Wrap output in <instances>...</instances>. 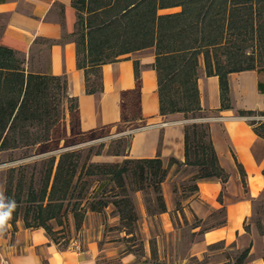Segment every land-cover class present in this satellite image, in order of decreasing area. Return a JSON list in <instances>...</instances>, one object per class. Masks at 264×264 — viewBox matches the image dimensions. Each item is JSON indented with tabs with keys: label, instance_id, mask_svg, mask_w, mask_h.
<instances>
[{
	"label": "trees",
	"instance_id": "obj_1",
	"mask_svg": "<svg viewBox=\"0 0 264 264\" xmlns=\"http://www.w3.org/2000/svg\"><path fill=\"white\" fill-rule=\"evenodd\" d=\"M71 6L76 19L69 38L75 45L77 69L83 71L86 94L102 90L103 65L152 47L159 115L179 113L187 121L201 120L184 125L183 162L170 157L167 167L157 156L141 160L127 157L128 141L125 155L119 144L111 153L124 156L120 164L90 162L91 155L100 154L99 149L92 154L66 150L48 157L38 188L31 178L26 181L27 171L18 173L17 187L13 193L7 190L6 203L14 196L18 203L25 198L28 207L22 224L28 229H44L54 244L46 222L60 219L67 210L65 203L71 200L70 209L76 214L75 208L89 195L88 208L100 212L111 205L129 235L138 222L136 207L126 189L129 176L133 179L130 191L151 189L154 193L156 208L147 206L146 210L155 216L166 211L161 183L171 165L195 169L193 192L199 180L215 178L224 184L228 175L217 161L208 124L202 120L205 113L197 88L199 60L205 76L218 78V111L232 109L228 74L252 70L264 74V0H71ZM170 9L178 11L161 13ZM246 39L253 40L249 54ZM23 64L24 59L16 51L0 46V152L50 142L65 111L71 126L78 121L77 98L66 95L65 79L26 72ZM133 64L135 87L122 94L120 119L115 126L141 120L139 65ZM257 88L264 93V83L258 82ZM235 116L244 117L251 130L264 140V121L256 119L264 117V111L239 109ZM236 168L244 187L245 174L237 163ZM16 216L8 220L6 215L3 222L14 226ZM258 231L264 236L259 224ZM248 252L245 248L241 258Z\"/></svg>",
	"mask_w": 264,
	"mask_h": 264
},
{
	"label": "crops",
	"instance_id": "obj_2",
	"mask_svg": "<svg viewBox=\"0 0 264 264\" xmlns=\"http://www.w3.org/2000/svg\"><path fill=\"white\" fill-rule=\"evenodd\" d=\"M75 19L71 0H0V46L16 51L24 59L26 72L65 79L66 95L77 98L80 132L119 123L122 94L135 87L133 62H136L139 65L141 120L139 128L130 134L127 157L141 160L157 156L164 167L170 157L183 162V127L188 121L179 113L159 115L157 81L151 68L154 49L137 50L119 61L103 65L102 90L86 94L83 71L77 69L75 45L69 38ZM199 62L197 88L199 104L205 113L202 120L208 124L217 161L228 177L224 184L215 178L199 180L195 183L196 191L181 199V213L185 218L205 220L217 210L224 215L223 223L204 231L189 244L188 251L190 255H200L207 245L235 242L239 247L247 245L250 264H264V236L259 233L255 219V203L264 204V140L251 130L244 117L235 116L239 109L264 111V93L257 88L258 82L264 83V74L256 70L228 74L232 109L218 111V78L205 76L203 63ZM116 158L104 161L122 160V157ZM236 163L245 174L244 187ZM172 168H168L167 179L161 183L166 211L158 214L167 235L176 230L171 216L180 214L174 203L172 180L168 181ZM260 225L264 226V219ZM4 226L3 231L0 230V264L2 259L8 264H108L100 262L101 251L94 241H87L82 248L75 245L60 248L42 228L28 229L18 220L14 226ZM198 229L191 228L190 232ZM116 264L138 263L130 254Z\"/></svg>",
	"mask_w": 264,
	"mask_h": 264
},
{
	"label": "rangeland",
	"instance_id": "obj_3",
	"mask_svg": "<svg viewBox=\"0 0 264 264\" xmlns=\"http://www.w3.org/2000/svg\"><path fill=\"white\" fill-rule=\"evenodd\" d=\"M176 11L178 9H170L164 13ZM246 46V53L249 54L253 40L248 39ZM256 119L264 121V117H256ZM197 120L201 119L197 118ZM197 120L189 119L188 122H197ZM139 126V123H120L111 128L104 127L95 131L80 132L76 123L72 126L68 123V115L65 111L50 142L31 148L0 152V230L3 231L4 225L7 224L3 222L6 215L8 220H11L17 213L16 221L22 222L27 211L28 205L25 198L18 203L15 200L16 197L11 194V197H14L10 198V203H6L7 190L10 188L13 193L17 187L18 173L27 171L26 181L31 178L35 182V188H38L46 159L57 156L61 151L77 149L89 151L90 154L99 149L100 154L91 155L90 162L120 164L124 160V156L111 155V153L116 151L119 144L125 155L130 134ZM113 157H117L115 160L122 157V160L118 162L104 161ZM170 167L173 168L168 181L172 180L171 189L175 195L174 203L180 213L179 216L177 214L171 216L172 226L176 229L173 234H165L164 225L162 220H159L158 214L151 215L146 210L147 206L156 208L154 193L151 192V189L138 191L139 194L130 191L133 179L129 176L126 179V189L130 193L138 217V222L129 235L126 234L127 229L118 221L115 209L111 205L108 204L100 212L91 211L88 208V202L91 201L92 195H89L81 200L80 205L75 208L77 209L76 214L73 215V211L70 209L71 203L74 201L71 200L70 203H65L67 210L62 213L60 219L46 222L51 230V238L60 248L73 245L82 248L87 244V241H94L101 251L100 262L108 264H116L122 257L130 254L134 256V260L138 264H250L251 256L241 258V252L247 248V245L239 247L235 242H230V244L216 242L207 245L200 255H190L189 244L197 240L204 231L222 224L224 215L220 210H217L205 220H198L194 217L185 218L181 213L180 201L193 192L195 169L180 168L176 165ZM12 182L13 186L11 187ZM255 208V219L258 220L259 228L264 230V226L260 225V221L264 219V204L257 202ZM78 223H80L79 227ZM196 227L199 229L191 233L190 229Z\"/></svg>",
	"mask_w": 264,
	"mask_h": 264
},
{
	"label": "built area",
	"instance_id": "obj_4",
	"mask_svg": "<svg viewBox=\"0 0 264 264\" xmlns=\"http://www.w3.org/2000/svg\"><path fill=\"white\" fill-rule=\"evenodd\" d=\"M1 264H8V262H7L6 259H2V260H1Z\"/></svg>",
	"mask_w": 264,
	"mask_h": 264
}]
</instances>
